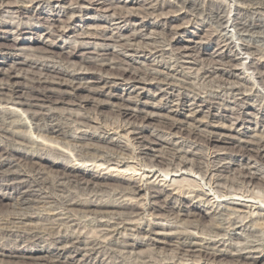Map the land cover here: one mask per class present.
I'll return each instance as SVG.
<instances>
[{
    "label": "rangeland",
    "instance_id": "374dc122",
    "mask_svg": "<svg viewBox=\"0 0 264 264\" xmlns=\"http://www.w3.org/2000/svg\"><path fill=\"white\" fill-rule=\"evenodd\" d=\"M9 1L12 2L13 0H7V2H9ZM15 1L17 2L16 3L17 6L16 5L13 6L12 7L13 9H8L7 7L2 6V8H4V9H2V20L10 21L11 24H14L17 22L19 23V21L22 20V21H20V25H23L25 27V24L27 23L28 28H25L24 30L27 33L30 32L31 34L14 36V37L8 36L7 39L4 38V37H7L6 35L0 34V37H2V39L0 40V50H1L0 53L2 54V57L0 55V58H2V59H0V60L3 62L5 59V61H6V63H2V65H0V69L2 71H6V70L9 71L11 69L10 66L12 67V64L14 62H15V64L26 62L25 64H27V65H32V66L36 65V67L37 66L38 67L44 66L45 68H49V69L50 68L51 69H57V70H61L62 72H66L65 74H67V75H74L75 69H78V68L79 69H85L86 65L81 61V58L75 57V58L70 59L67 57L66 54H64L65 51L69 50L68 48L63 49V51H62L59 48H49L47 46V44H49L51 42L54 44L61 45L60 38H51V37L48 38V37H44V36L46 35V32L47 33L50 32V28L51 27L53 28V26H54L53 24H55V26H63L64 24L66 25L67 21H69V20L66 19L65 16H60L58 18L57 16H55V14H52L50 17L54 18V20H51V21H49V24L48 23L46 24L47 26L48 25L50 26V24L52 25V26H50L49 31H48L45 29V27L44 28L40 27V24H42V21L40 20V18H43L44 16H47L49 13H51V11H49L50 9L45 8L44 10L39 11L38 13H34V15H33L27 11L30 8V6H32L34 3L33 4H31L29 2L22 3L21 0L20 1L15 0ZM36 1H40V0H36ZM48 1H49V3L52 2V4H53V2L55 0H45V1L41 0L40 2H45V5H46L47 4L46 2H48ZM61 1L63 2V4H65V6H71V3H73L75 0H61ZM85 1H87L86 5L89 8L88 11L85 12V14L80 18L74 17L71 19V22H73L74 24L70 28L71 30H70V33L68 34V36H69L68 39L64 38L63 41H65V40L68 41L69 39L73 40L76 38L75 35H78V34L84 33V32H86L87 35H91V36L95 35V36L101 37V38L108 37V36H119V35L121 36V38H124V36L126 37L128 34H130L136 30L138 23H145V24L147 23L146 26H147V28H149L147 32H149L150 30H151V32L156 31L157 34L160 32L159 38L151 39L149 37L151 40L147 38L144 40V42H140V43L136 42V43H138L136 45H138V47L140 49L142 48L144 50L143 54L126 55V57H125L126 59L123 60L126 63H124L123 61H120V62H118L119 65L118 64L112 65V63H113L112 60H111V62H109V60L112 59L110 57H109L110 59H108V61L104 62L106 64H110L112 67H118L119 66V68L122 67V68H125L127 70H130L132 73L137 74L141 78H144L147 75H149V79H148L146 85H144V87H143V85L141 86L142 88H144V90H142V91L137 90L136 92H132V89L130 88V86L116 85V86H113L111 89H108L107 92L110 91V92H113L115 94L121 95L125 98L130 96V98H131L130 100L132 101V104H131L132 108H135L134 107L135 104H137V106H138V104L140 103L137 97H138V95L141 94L142 99L140 101L143 103H145V102L147 103V104L145 103L147 105V108L145 110L148 113H153V114H157V115L159 114L158 117H155V119L149 121L148 122L149 124H147V123L145 124V125H147V126L149 125V126L146 127L144 135H146V136L150 135L151 132L153 131L152 134L157 135V133H158L157 136H161L162 138L169 141V143L173 139L172 140L173 142H171L172 144L171 143L170 144L162 143L160 146H156L155 147L156 149L158 147H160V148H158V151L160 149V152H157V150H155V148H153L152 150H150V149L148 150L142 144L139 145V140L135 139V142L133 141V144H132L133 146H131V145L129 146V148L131 150L130 149L127 150L128 152L130 151L131 154L130 153L128 154L127 151L121 152V150L114 148V147H108L107 145L95 143L94 141H88L86 139H80L81 137H79V135L81 133L86 132V131L88 132L90 129H92V127H94L95 129L98 128L97 132H100V131L106 129L108 134L105 137H110L113 139L121 140L122 142L123 141L125 142V139H121V136H125L127 132H136V131L138 132L139 131L137 129H134V126L131 127V124L132 125L138 124V123L140 124V122L134 121V119L130 116L118 115V113L115 112L116 108L112 107L110 105V102H112V101H108L106 98H103V101H105V103L107 105H104L103 108L101 107L100 109L94 108L91 104H84L83 107L80 108L79 106H76L75 104L73 105L72 101L71 102L69 101V103H71L72 105L71 104L70 105L69 104H58V105L51 106L52 108L55 109V111H59V112L62 111L63 112V110H64L65 113L68 111H72L74 113H81V114H83L85 112V113L89 114L90 116H92L93 118L95 117V119H96L95 120L96 122L90 124L92 127L91 126L88 127V126H84V125H82V127H81V124L78 125L74 121L72 122L71 120H66L65 118L59 117L60 121L62 123H65L64 126L67 127V128L65 127L66 128L65 131H67V134H66V137H63V138H61L62 136H59L57 139L55 137L56 140L49 138V136L54 137V135H52V134H50L48 137L46 136V138L44 137L45 140H47V141H45L44 139L41 140L39 137L41 133L39 134L33 128L34 126L31 124L30 120L27 118V115L24 112L16 113L12 119L15 121L16 125H14V126L7 125L5 127L6 128L8 127L7 129L11 130L13 132L19 131L20 133L22 132L21 134H23V135L25 133L26 137H30V139L31 138H33L34 140L39 139V141L41 140L45 143H49V145L51 144L54 147H59V149L62 148L63 149L62 151H64V153H66V155L64 154L65 156H61L62 159L59 157L60 159H58V160H61L60 162L67 163L68 165H73L75 163L73 161L74 157L77 158L82 153L81 154V157L83 156L82 158L89 159V160H100L101 159V162H105V163L107 162V163L111 164V165H109L110 168L114 166L115 162L119 165V169L121 168L124 171H126L124 168L129 167V165L132 166L133 169L137 168L136 170H138V175L141 174V172L142 173L144 172V177H143L144 180L138 186H137L138 182H134V184L132 183L133 187L136 185L140 189L139 190V189L135 188L136 187L135 186L134 187L135 192H134V189L131 186L132 184L129 185L128 184L129 181L128 180L125 181V180H123V178L121 179V177H119L116 172L107 171L105 169L107 167V165H104L103 167H101L102 169H105V170H100L101 168L98 169L97 167H93L94 165H98L99 162H96L97 164L96 163L94 164L92 161H89L84 165V167L87 165L85 167V169H86L85 172H86L87 176L84 178V180H86V181H84V180H83V182L81 181L79 183V186H77L78 182H74V183L70 182L69 183L70 185H69L67 181H65V180L63 181V179H61L62 176L59 174V172H61V170L63 168V164H60L58 161V164L51 165V162H47L45 160L41 161L40 167H37L38 169L39 168L40 169L39 170L35 169V170H37V172L40 171L42 178H43V175L45 174L46 178L44 177L45 178L44 181H46V182H45L44 188L46 186L47 187L45 189L43 188L41 190V194H40L41 197L39 196L35 200L33 199V201L30 203V206L28 204L29 208L25 207V205L16 203L13 200H4L0 197V215H1L0 216V227L2 228V230L3 229L4 230H11L12 227L15 228V229L13 228L10 233H8L9 235L2 233V230L0 229V231H1L0 232V248H2L3 246L6 248H9L11 246H12V248H16L19 245L18 244L16 245L15 241L17 243L19 240L18 239L19 237L22 238L23 236H33V235L37 234L36 236L39 238V241L40 240L42 241V242L40 241L39 245L43 244L44 248H45V249H43V253H41V254H43V255L45 254V255H49V256L50 255L55 256V255H57V252H60V251H57L54 249L55 247H53V243H52L53 239H56L58 237H59V239H61L60 237H62V238H64V237L69 238L70 237V239H72V238H73V240L76 239V241H78V243H81L78 245V248L82 247L81 248L82 252H80L81 253L80 255H82L85 251L86 254L85 253L84 254L88 255L87 256L88 258L90 256L89 259L84 257L86 259L84 262L89 261L87 263H92V262L93 263H101V262H103V263L109 264V262H110V264L111 263L115 264L117 262L119 264H144V262H145V264H151L152 262H154L152 264H169V263L175 264L176 261H178L179 257H180V255H178V254L181 253L177 249V244H176L177 239L175 238V236L177 235L176 234L177 231L180 232V231L185 229V232L192 231L190 233L195 232L196 236L200 235L199 237L201 239H199V237H198L197 240L198 239L203 240V238H205L204 242L205 241L210 242L212 240L214 241V239H216L215 241L220 239L219 243L220 244L223 243L224 248L225 247L227 248V246L232 245V246L236 247L238 249V251L243 253V254L250 252L251 253L250 255L258 256L257 251L259 249H260L259 250L260 252H264V250H263L264 249V242H263L264 241V230H262V229H264V227H263V225H264L263 220L264 219L262 218V216L264 215V211H263V209H264V184L261 185L258 181L252 182V183H254V184H252L251 182L244 181L242 179L237 178L236 177L237 175L234 176V174H237L236 170L238 171V168H239L238 166L239 165L243 166L246 164V162L247 163L249 162L250 165H252V166L255 164L254 170H257L256 173L257 174L260 173L259 175L263 176L264 175L263 174L264 173V159L259 160L258 158H256V160H255V158L252 157V159H250V161H247V159H245L244 157L241 158V157L235 156L234 154H232L233 151L231 152V150H234L232 145H235V146L240 145L241 140H248V139L250 140V139H254L255 137L257 138L259 136L260 137L257 139H264V127H263L264 126V123H263L264 122V74H263L264 73V67H263L264 66V0H191V1H189V0H161V1L160 0H157V1L156 0H94V1L93 0H85ZM88 1H90V3H88ZM91 2H93V3H91ZM168 4H169V6H168ZM175 6L177 8L179 7L178 8V9H180L179 12L176 11L177 8ZM109 8H110V10H108ZM14 9H15V11L22 12L27 16L28 15H33V16H30L31 18H29V19H26L25 16H22V17H20L19 20H18V18L10 20L11 16H17V15L10 13L11 14V16H10V14L7 12H4V14H3V11H10L11 10L12 12H15ZM52 10H55V8H53ZM106 10L109 13L107 12L104 15V12H106ZM58 12H59V10L54 11V13H56V14H58ZM134 13H136V14H134ZM146 13L148 15H146ZM110 14H112L113 16ZM126 14H127V16H130V15H133V16L130 17V19H128V21H126L127 23L125 22L126 24L120 23L121 20H117L118 16L119 17L122 15L126 16ZM5 15H6V17H5ZM111 17H114V18H111ZM55 18H58L57 21L55 20ZM112 19H114V20L112 21ZM31 25L34 27H31ZM52 28H51V30H52ZM175 32H178V33L175 34ZM33 33H36L39 35L41 34L42 36L38 38V36H35V34H33ZM150 35H151V37L155 36L151 33H150ZM17 37H18V39L25 38V37L28 38L24 44L17 45V48H19V49L24 48V47H27V49L26 50L8 51V50L16 47L15 43L13 42V38L16 39ZM30 37H33L34 40L29 39ZM190 39L193 40V42L190 44L191 50L189 51L191 55H189V58L181 57L182 54H181L180 50H182L183 47L188 44L187 41ZM93 40L94 39H90V42H93ZM96 42L100 43L101 41H95V43ZM155 43H156V45H154ZM5 44H7V45H5ZM141 45H143V46H141ZM152 45H153V47H152ZM161 45H162V47H161ZM92 46H89V47L87 46L88 47L87 50L81 51V52L97 51L98 45L95 46L96 50H93L94 48H92ZM155 46H157L156 47L157 50L155 49ZM217 47H219V49H217ZM28 48H29V50H28ZM108 49L116 52V51H119L118 49H120V48L111 46ZM220 49L221 50L224 49V50H222V53H220V51H221ZM146 50H148V51H146ZM216 51L219 52L220 54H218ZM10 52H11V54L16 55L15 59H12V60L9 59L10 55L9 56L4 55L5 58L3 57V54H5V53L7 54ZM215 52L217 54H215ZM86 57L87 58L90 57V59L92 60V61L90 60L91 62H96L97 64L101 63L100 60H97L100 58L93 55V54L87 55ZM176 57H177V59H176ZM221 57L223 60L220 59ZM24 59L26 61H24ZM217 59L220 60L221 62H223L225 65L223 63H221L220 61L217 62ZM172 60H174V61H172ZM230 60H232V61H230ZM30 61H31V63H30ZM206 62H208V63H206ZM32 63L33 64L35 63V64L33 65ZM230 64L234 65L235 68L234 69L231 68L232 65H230ZM253 65H255V66H253ZM226 66H227V69L231 70V73L219 72V71L215 72V70H216L215 67L216 68H226ZM212 67H214V68H212ZM252 68H254V69H252ZM64 69H65V71H64ZM142 70L144 71V73ZM211 70L213 71V73L211 72ZM68 71L71 73H69ZM16 73H20L19 75L24 74L23 71H16ZM168 77L169 78L171 77L170 78L171 80ZM172 79L173 80L175 79V80L173 81ZM20 81H22V79H20ZM90 81H92V80L91 79L86 80V81L81 80L80 83L83 86H91L94 88H98L101 86L100 84L90 83ZM136 93H140V94H136ZM174 93H175L176 97L173 96ZM135 95H137V96H135ZM175 98H177V99H175ZM181 100H184V102H185L184 105L183 104L180 105ZM188 102H190L192 105ZM153 104L155 105V107ZM203 104L206 106L208 105L207 106L208 109L203 107L204 106ZM237 105H239L241 107L239 108V106H237ZM199 108H200V110L201 109L202 110L200 111ZM195 109H196V113L194 111ZM203 110H205V111H203ZM207 110H210V113L207 114ZM19 114H20V116L17 117ZM214 114H216V115H214ZM244 114H246V115H244ZM249 114H251V115H249ZM170 115H171V117H169ZM205 115H206V117H205ZM165 116H167V118H175L177 120L179 119L178 121L180 122L181 128H183V129L187 128L185 130L195 129L194 131L195 132L199 131L201 135H207V134L211 135V133H209V132L210 131L213 132L214 131L213 129L217 128L219 126L220 127L217 128L218 130L216 131V133L217 132L218 133H227V131H226L227 128H231V127L234 128L235 118L236 119L238 118L237 120L240 119L239 121H241L242 125H241V127H239L240 129L238 128V131H237L238 133L237 132H234V133L228 132V134L232 135L233 138L226 139L224 142L227 141V143L217 142V140H216V142L205 143L202 141H198L199 138H197V137L193 138V137L188 136L189 137L188 138L186 133L184 135L180 134L181 136H178V137L175 136V138H174L173 134L170 135V134L165 133L164 132L165 129L163 131V129L161 127L157 126L158 125L157 120L158 119L160 120L161 118H163ZM191 116H193V117H191ZM194 117L197 120L199 118H201L200 119L201 121L198 120L194 123V121H192L190 119V118H194ZM97 118H98V120H97ZM9 121L10 120L7 119V122H9ZM184 121H185V123H183ZM187 123H189V124H187ZM17 124H23L22 125L23 127L22 128L17 127ZM125 124L128 126L124 127V126H126ZM190 124H192V125H190ZM207 125H208V128H207ZM213 125H214V127H213ZM211 126H212V128H211ZM261 126H262V128H261ZM94 128L92 130H94ZM131 128H132V131H131ZM157 128H158V131H157ZM159 128L162 129V131ZM203 128H204V132L202 131ZM197 129H200V130L197 131ZM43 135H45V134H43ZM128 136H130V137L132 136V137L136 138L139 135L129 133ZM42 137L43 136H41V138ZM214 139H218V138L214 137ZM51 140H53V142ZM4 141L5 140L3 138L2 139L0 138L1 144L5 143ZM174 141L175 142L178 141V142H176L175 146L173 145L175 143ZM86 143L87 144L89 143V144L87 145ZM30 144L32 145V143H30ZM135 144L139 145V146H136ZM177 144H179V145H177ZM166 145H167V147L165 149L164 146H166ZM229 145L231 147H229ZM35 147H38L41 149V146H39V145H37V146L34 145L33 147L31 146V148L34 149L33 151H35V154L39 155L40 149H37V148L35 149ZM169 147L171 149H169ZM32 149H29V150L31 151ZM92 149H94V150H92ZM163 149H164L165 153L163 152ZM175 149H176V151H174ZM177 149L179 151H177ZM220 149H224L225 151L220 150ZM168 150H169V152H168ZM180 150H181V152H180ZM48 151H49V149H47V151H41V152H43L41 154H48L47 153ZM117 151L120 152L121 154L118 153ZM218 151L220 153L222 151L221 155L224 157H227L226 160H229V159L232 160L229 163V169L226 170V172L221 173V172L217 171L216 166L214 165V164H217L218 160L220 159L219 158L220 153ZM213 152H214V154L215 153L216 154L211 155V154H213ZM228 152H229V154H228ZM78 153H80V154L78 155ZM123 153L125 155H123ZM172 153H175L176 155L174 154L175 155L174 156ZM49 154H50L49 156L51 157V159H53V157L55 158L54 155L52 156L51 153H49ZM157 154L160 155L161 157L164 154L165 158L168 157L167 159L169 162L171 160L172 161L169 164H167L168 161L158 163L155 161V158H156L155 156H158ZM182 154H184V155H182ZM230 154H231V158H230ZM169 155H171V156H169ZM42 156H45V155H42ZM181 156L186 157L187 159L191 158V159H196L197 161L200 160V166L201 165H203V166L200 167V169L194 168V166L192 167V162L190 163V161L188 160L189 164H191L190 166L193 169L191 167H189V164H188L187 166L190 169L186 166L187 168L185 167L186 169L183 168L182 169L183 171H181L180 167L178 166V164L181 161L180 159L183 158V157L181 158ZM123 157H124V159H123ZM203 157H205V160ZM212 157H213V159H212ZM106 158H108V160ZM112 158H113V160H112ZM174 158H178V159H174ZM201 158H203V159H201ZM217 158H219V159H217ZM102 159H104V160L102 161ZM152 159H153V161H152ZM62 160H65V161H62ZM210 160H213V161H210ZM226 160L224 162H226ZM206 161H209V164ZM257 161H259V162H257ZM175 162L176 163L178 162V163L174 164ZM162 163H164V164H162ZM171 163H172V166H171ZM238 163H239V165H238ZM156 164L159 166H157ZM165 164H167V167ZM206 164H208V165H206ZM212 164H213V168H211ZM234 164H236V165H234ZM257 164H259V165H257ZM13 165L15 166V167H13V169L15 171L20 172L22 169V172H24V173L26 172L25 175L32 174L28 171V169H29L28 166L24 165V162L23 163L13 162ZM148 165L150 167L153 165L152 169L149 168ZM168 165H170V166L168 167ZM25 166H27V167H25ZM146 166H147V168H146ZM174 166L175 167L177 166L178 168L177 167L175 168ZM132 167H129V168H132ZM204 167H206V168H204ZM129 168H127L128 171L125 174L128 176H124L125 179L129 178L130 177L129 173L133 172V169L130 171ZM162 168L163 169L165 168V169L163 170ZM166 168L169 170L165 171ZM203 168L205 171L204 170L202 171ZM23 169H25V171ZM156 169L160 173H158V171ZM161 169L163 170V173L167 172V173H165L166 175L163 174L164 176H166L167 179L163 175L161 176V174H162ZM178 170L180 171V173ZM172 171L174 173H176L175 176H174V173ZM199 171H202V173ZM258 171H260V172H258ZM22 172H20V173H22ZM100 172H102V173L100 174ZM168 172H169V174H168ZM197 172H199V173H197ZM208 172H209V174H208ZM218 172L220 173L221 176L219 175ZM203 173L205 174V177H204ZM95 174L96 175L100 174L102 176H105L107 174V176H105V177H107V179L104 181H99L100 183L99 182H96L97 184L95 183L96 187L99 189L94 187L95 185L93 184L94 190H92L93 188H92V185L90 184L91 182H89V181H91L90 179H92V176ZM58 175H59V177H58ZM138 175H135L133 177L134 181H138V177L140 176V175L139 176ZM153 175H155V176H153ZM156 175L159 176V178L155 181ZM206 175H207V177H206ZM198 176H199V178H198ZM219 176L225 177V179L228 176H229L228 178H230V177L234 178L235 177V179H233V181H231L232 178H230V179L227 178L226 181H224L225 179L224 178L220 179ZM153 178H155V179H153ZM181 178H182V180L184 178L185 181H182ZM47 179L51 182H48ZM161 179H164V180H162L163 182L165 180L173 181V179H175V180L179 179V180H177L178 182H176V183H178V185L176 187L178 188V191L181 190L182 192H186L189 189L188 188L189 186L187 183H192L191 180L194 181V179L197 180V182L200 184V187L198 189L199 195H201V192L203 191V193L201 195V197H203V198L201 199V201L198 198H195V199H193V202L195 204L201 203L199 205L200 210L198 209L200 211L198 213H200V214L196 215L197 217L193 216L194 217L193 218V217L184 216V211L181 212L183 215L179 212L180 209L188 211L187 207L190 205V202L187 201L185 198L183 201V203L185 205L182 206V203L180 204L179 200H177V199H176L177 200L176 201L175 199H171V198L167 197L166 199H168V200L160 201V203H159V200H156L155 198H153V196L151 197V195L153 194L152 193L153 189L150 187V185L154 186V184L156 185V183L160 184L161 186H164V187L167 185L168 182L163 183L161 181ZM210 179L212 180L211 181L212 183H213V180H215L214 181L215 184L221 180L220 181L221 184L218 183V184H216L217 186H215V185L212 186V183H209ZM87 180H89V181H87ZM207 180H208V182H207ZM54 181H55V183H53ZM66 182L69 186L66 184ZM85 182L86 183L88 182L87 185L85 184ZM154 182H156V183H154ZM59 183H62V184L64 183L65 184V185L63 184L64 187L62 186L63 187L62 188V187L56 186V185H59ZM81 183H82V185H81ZM126 183L128 184V186L126 185ZM151 183H153V185ZM49 184H50V187H48ZM218 185L222 186V189L225 191L226 190L228 191L229 189H231L232 192H234L235 194L239 193L242 195L244 194V196H249L250 193L251 194L253 193L254 195L251 196V194H250V196H251V198L254 197L255 199L254 198L253 199L255 201L245 202V203H247L248 205L255 204L256 206L254 205V207L250 208V210L252 209L256 213L254 212L253 215L249 216L250 218L249 217L245 218L244 212H246L248 210L247 208H244L243 210L241 209L239 211H235L233 209L234 204H232V202L235 203L238 201L237 199H241V198H238L239 196L237 197L236 195L232 197L231 195H234V193H232L231 191H229L231 193V195L230 196L228 195L227 196L228 198L226 196L225 197H217L218 193L215 192L216 190H214L213 187H219ZM51 186L53 187V189H56V190H53ZM83 186L86 188H84ZM121 186H123L124 188ZM254 186H256V187H254ZM128 187L129 188L132 187L130 189L132 190L133 193L131 191H129L130 189ZM166 187L165 188L167 190H169L170 192H173V193L177 192V190H172L173 186H166ZM228 187H229V189H228ZM95 188H96V190H95ZM219 188H221V187H219ZM50 189H51V191H50ZM58 189H60V190L58 191ZM61 190L62 191L65 190V191L62 192ZM125 190H127V191H125ZM239 190H241V192ZM1 191H2V193L7 192L6 190H3V189ZM42 191H45L46 194H44L45 192H42ZM56 191H57V193H56ZM49 194H52V196L50 195L47 198V196ZM145 194H147L149 196H147V198H146ZM67 195L71 196L70 197L71 199H74L78 204H80V206H83V207H73L74 209L72 207H69V200H71V199ZM190 195L193 197V194H190ZM190 195L188 194V196H190ZM215 195H216V197H215ZM54 196H55V198H54ZM66 196L68 197V199ZM201 197L199 196V198H201ZM39 198L41 200L42 199L43 200L41 201ZM52 198H53V200H52ZM131 198L133 201L130 200ZM244 198L245 197H242V199H241L242 202L249 200V198H246V199H244ZM65 199H66V201H65ZM253 199H250V200H253ZM38 200H40V201H38ZM49 200H52V201L50 202ZM63 200H64V202H63ZM74 200L70 201V203H72V202L76 203ZM34 201H35V203H33ZM60 201L63 203V204L61 203L62 206L60 205ZM96 201L99 202V203L97 202L99 205H101V203H102V205H106V204L116 205L115 203H117V204L123 203L124 204V202L125 203L133 202L135 204L138 203L137 205H140L141 203H143V205L142 204L140 205L141 208H138L136 210L137 212H134L133 214L131 213L132 214L131 216H130V214L126 215V214H128L127 212H125V214H124V211L118 210V209L112 210L111 214L106 213V214L100 215V213L97 212L99 210H97L95 212L96 213L95 214L94 213L95 209L93 211V209L90 208V210H89L87 208L89 210V212L86 209L85 204H87V206H88V204H95ZM115 201H117V202H115ZM209 201H211V202H209ZM151 202H153V203L151 204ZM176 202H179V204ZM52 203H53V205L51 206ZM57 204H58V206H57ZM144 204H145V206H144ZM148 204H149V206H148ZM159 204H163V205L165 204V206L167 208L163 205L161 207V206H159ZM64 206H66V207H64ZM173 206H174V208H173ZM53 207L56 210H54ZM67 207H68V211H67ZM76 208L78 209V211ZM79 208H80V210H79ZM152 208L153 209L155 208V209L153 210ZM156 208H157V210H156ZM50 209H52L53 211ZM231 209H233L234 212ZM260 209H262V210H260ZM84 210H85V212H84ZM258 210H260V211H258ZM119 211L121 213H119ZM176 211H177V213H176ZM241 211H244V212L241 213ZM113 212H115V213L113 214ZM116 212L118 213V215L116 214ZM151 212H152V215H151ZM173 212H174V214H173ZM35 213H36V215H35ZM61 213H63V214H61ZM178 213H179V215H178ZM206 213H208V214H206ZM167 214H168V217H167ZM240 214H244V216L243 215L240 216ZM258 214L262 215V216H259ZM66 215H68V216H66ZM103 215L105 218H103ZM170 216H172V217H170ZM177 216H179V217H177ZM212 216H213V218H212L213 220L216 218L214 220V222L211 219ZM237 216L242 218V219L244 218L245 220L240 219V221H241L240 222L239 220H237L238 219ZM176 218H178V219H176ZM260 218H262V219H260ZM235 219L237 221H239L236 223H240V224L235 225L236 228L234 226V224H236ZM178 220H180V221H178ZM182 220L184 221L183 223H182ZM188 222L192 225H190ZM191 222H194V223H191ZM228 222L231 224H228ZM213 223H215V225ZM241 223L244 226L247 225V226H245L246 228L243 227V225ZM253 223H254V225H253ZM193 224H197V225H193ZM259 224H262V225H259ZM160 225L163 227H161ZM178 225H180L179 226L180 229L182 228L181 230L178 229L179 228ZM205 225H206V227H205ZM207 225H208L209 231L212 230V229H210L211 227L213 228L215 226L214 228H218V226H219V229L221 230L220 236L222 235V232H223V234L225 233V235H222V239H223V237H224V239L222 240L221 237L218 239L217 237H219V236H217V237L215 236V238H214V236H212V235H215V233L213 232V230L210 231L211 233H209V231L207 230ZM228 225L229 226L232 225V226L229 227ZM248 225L249 226L251 225V226L249 227ZM252 225H253V228H252ZM9 226H11V228H9ZM24 226H25V228H24ZM158 226L162 229L157 228ZM16 227H20L24 230H22V229L19 230L20 228L18 230H16ZM36 227L39 228V230L44 229V230H42V232H45V231L46 232L42 234V232H38L39 230ZM225 227H226V229H225ZM155 228H157V229H155ZM249 228L250 229L252 228L253 230H250ZM260 228H262V229H260ZM144 229H145V232H144ZM152 229L157 230L158 232L162 231V233L164 231L165 234H166V231H167V233H169L171 229L172 230L176 229L175 230L176 233H175V231H171L170 234L174 233L175 236L171 234L170 238L164 237L165 239L160 237L162 239H156V240H158V242L153 243V240L149 239L147 237V235L145 236L146 232L150 231ZM186 229H187V231H186ZM50 230L52 231V233H48ZM58 230H60V232ZM232 230L235 231L236 233L233 232ZM28 231L30 233H32L33 235L30 234ZM249 232H251L252 234ZM13 233H17V234L12 235ZM19 233H20V235H19ZM57 233L59 235H57ZM242 233H243V235H242ZM62 234L64 235V237ZM238 234H240V235H238ZM245 234H246V238H245ZM3 235H4V238H3ZM44 235H45V239H47L46 241L44 239ZM48 235L50 236V238ZM60 235H62V236H60ZM79 235H81V236H79ZM55 236H57V237L55 238ZM235 236H237V237H235ZM5 237H9V238H5ZM12 237H14V238H12ZM172 237H174V238H172ZM209 237H210V239H209ZM212 237H213V239H211ZM241 237L245 238L244 239L246 242L245 244L240 245V243H242L244 241L243 239H241ZM247 237H248V240L250 239V241L247 240ZM134 238H135V240H134ZM235 238H238V239H235ZM13 239L15 241H13ZM16 239H18V240H16ZM47 241H48V244L46 243ZM81 241L82 242L84 241L83 243H87V245L86 244L83 245ZM171 241H173V242H171ZM3 242H4V244H3ZM225 242H227V243H225ZM234 242H236V244ZM237 242H239L238 245H237ZM92 243H93V246H91ZM247 243L250 245H248ZM13 244L15 247H13ZM145 244H147V245H145ZM225 244H226V246H225ZM49 245H51L52 247ZM88 245L90 246L89 248H88ZM235 245H237L239 247L241 246L240 248H242V249L240 250V248H238ZM83 246L87 247L89 250L87 248H83ZM99 246H101V247H99ZM173 246L176 248L173 249ZM242 246H245V248ZM49 247H51V248H49ZM93 247L95 250L90 251V248L93 249ZM132 247H134V248H132ZM46 248H48V249L46 250ZM136 248H137V250H136ZM249 248H251L252 250H250ZM257 248H258V250L255 251ZM18 249H20L21 251H24L25 253L28 250V248H21V247H18ZM96 249H97V251H96ZM237 249H235V251H237ZM34 250H37V249H34ZM71 251L72 250H70L69 252H63L62 251L60 253L65 254V256H67V257H68V255H69V257H71V255H73V256L75 255V254H72ZM94 251H95V253L97 252V254L99 252L100 253L98 255L96 254L97 255L96 256V255H94L95 254ZM138 253H142V254L139 255ZM144 254H146V255H144ZM255 254H257V255H255ZM79 257H81V256H78V258ZM0 258H1L0 264H26V263L29 264V262H30V264L32 263V261L24 260V259L23 260L22 259L8 260V259L2 258V257H0ZM94 258H97V259H94ZM105 258L107 259V262H106ZM181 258H183V259H181ZM181 258H180L181 261L185 264H187V263L188 264H195V261L192 262V260H191L192 258L194 260L200 261L199 263L196 262V264H204V262H205V264H213V263H215V264H230L229 263L230 261H227L223 258L218 257V258H216L217 260L214 259L213 260L214 262H213L212 260L207 261L203 257H200L199 255H196V254H195V256L193 255V256H188V257L187 256L185 257L181 254ZM74 259H77V258H74ZM201 259H202V261H201ZM110 260H112L114 262H112ZM181 261H179V262H181ZM259 264H264V259Z\"/></svg>",
    "mask_w": 264,
    "mask_h": 264
},
{
    "label": "bare ground",
    "instance_id": "6f19581e",
    "mask_svg": "<svg viewBox=\"0 0 264 264\" xmlns=\"http://www.w3.org/2000/svg\"><path fill=\"white\" fill-rule=\"evenodd\" d=\"M20 1V0H19ZM41 1V0H40ZM40 1H36V0H21V2L22 3H26V2H29V3H31V4H33L32 6H30V8L28 9V11L27 12H29V13H31V14H33L34 15V13H38L39 11H42V10H44L45 8H48V9H50L49 11H51V13H49L47 16H44L43 18H40V20L42 21V24H40V27H45V29L46 30H48L49 31V28H50V26H52L51 24H50V26L48 25H46L47 23L49 24V21H51V20H54V18H51L50 16L52 15V14H55V16H57L58 18L60 17V16H65L66 17V19H68L69 21H67V24L65 25H63V26H55V24H53L54 26H53V28H52V30H51V28H50V32H46V35L44 36V37H51V38H60V42H61V45H58V44H54V43H49V44H47V46L49 47V48H59L60 50H62L63 51V49H65V48H68L69 50L68 51H65L64 52V54H66L67 55V57L68 58H75V57H79V58H81V61L86 65V67H85V69H75L74 70V75H67V74H65L66 72H62L61 70H57V69H49V68H45L44 66L43 67H36V65L35 66H32V65H27V64H25V63H16L15 64V62L12 64V67L10 66V70L9 71H2L1 69H0V138L2 139H4L5 141V143H3V144H1L0 143V197L2 198V199H4V200H13V201H15L16 203H19V204H22V205H25V207H27V208H29L28 207V204H29V206H30V203L33 201V199L35 200L37 197H41V190L44 188V185H45V182L46 181H44L45 180V174L43 175V178H42V175L40 174V171L39 172H37V170H35V169H38L37 167H40V163H41V161H47V162H51V165H56V164H58V161H59V163L60 164H63V168H62V170H61V172H59V174L62 176H60L61 177V179H63V181L65 180V181H67L68 182V184L70 183V182H78V185L77 186H79V183L82 181L83 182V180H84V178L87 176L86 175V172H85V167L87 166H85L84 167V165L87 163V162H89V161H92L94 164L96 163V162H99L98 163V165H92L93 167H97L98 169L99 168H101V167H103L104 165H107V167L105 168L107 171H110V172H116L117 173V175L119 176V177H121V179L123 178V180H128L127 182H128V184L129 185H131L132 183L134 184V182H138L137 183V186L138 185H140V183L141 182H143V180H144V172L142 173L141 172V174H139L138 175V170H136L135 168L133 169V167L132 166H130L129 165V167H132V168H129V167H127V168H129L130 169V171L133 169V172H131V173H129L130 175V177L129 178H127V179H125V177L124 176H128V175H125L126 174V172L128 171V169L127 168H124L126 171H124L123 169H119V165L115 162V164H114V166L113 167H109V165H111V164H109V163H105V162H101V159L100 160H89V159H84V158H82L81 157V154L80 153H78V155L80 154V156H76L77 158H75L74 157V164L73 165H68L67 163H62V162H60L61 160H58V159H62V157L61 156H65L66 155V153H64V151H62L63 149L61 148V149H59V147H54V146H52L51 144L49 145V143H45V142H43V141H41L42 139H44L45 140V138H46V136L48 137L50 134H52V135H54V137H50L49 136V138H51V139H55V137H56V139L59 137V136H62L61 138H63V137H66V134H67V131H65V129L67 128L66 126H64V124L65 123H62L61 121H60V119H59V117H62V118H65L66 120H71L72 122L74 121V122H76L78 125H80L81 124V127H82V125H84V126H91L90 124H92V123H94V122H96L95 120V117L93 118L92 116H90L89 114H87V113H83V114H81V113H74V112H72V111H68V112H64V110H63V112L61 111V112H59V111H55V109L54 108H52L51 106H54V105H58V104H71V103H69V101L71 102H73L72 104L74 105H76V106H79L80 108H82L83 107V105L84 104H91L94 108H96V109H100L101 107L103 108V106L104 105H107L106 103H105V101H103V98H106L108 101H112V102H110V105L112 106V107H115L116 108V110H115V112L116 113H118V115H123V116H130V117H132L133 119H134V121H138V122H140V124L138 125V124H131V127L132 126H134V129H137V130H139L137 133L136 132H127L126 133V135L125 136H121V139H125V142L123 141H121V140H117V139H113V138H110V137H105L107 134H108V132L106 131V129L105 130H102V131H100V132H97L98 131V128H94V127H92V129L94 128V130H92V129H90L88 132L86 131V132H84V133H81L80 135H79V137H81L80 139H86V140H88V141H94L95 143H99V144H103V145H107L108 147H114V148H117V149H119V150H121V152H123V151H127L128 149H130L129 148V146L131 145V146H133L132 144H133V141L135 142V139H138L139 140V145L140 144H142L146 149H150V150H152L153 148H155L156 146H160L162 143H166V144H170L171 142H173L172 140H171V142L169 143V141H167L166 139H164V138H162L161 136H157L158 135V133H157V135L155 134H152V132H151V134L150 135H144V132H145V130H146V127H148L147 125H145L146 123L147 124H149L148 122L149 121H151V120H153V119H155V117H158L159 116V114L157 115V114H153V113H148L145 109L147 108V103L145 104V103H143V102H141L140 100L142 99V95L140 94V93H136V94H140V95H138V100H139V104H138V106H137V104H135V108H132L131 107V104H132V101L130 100L131 98H130V96L129 97H127V98H125V97H123V96H121V95H118V94H115V93H113V92H110V91H108L107 92V90L108 89H111L113 86H116V85H126V86H130V88L132 89V92H136L137 90H144V88H142L141 86L143 85V87H144V85H146V83H147V81H148V79H149V75H147L146 77H144V78H141V77H139L137 74H135V73H132L130 70H127V69H125V68H122V67H120L119 68V63L118 62H120V61H123L124 59H126L125 57H126V55H135V54H143L144 53V50L141 48H139L138 47V45H136V44H138V43H136V42H144V40L145 39H155V38H159L160 37V32L157 34V32L156 31H152L151 32V30L149 31V32H147L148 31V29L149 28H147V26H146V24L145 23H138V25H137V28H136V30L135 31H133L132 33H130V34H128L126 37L124 36V38H121V36L119 35V36H108V37H104V38H101V37H97V36H91V35H87L86 34V32H84V33H80V34H78V35H75V39H69L68 41H63V39L64 38H66V39H68V34L70 33V28H71V26L74 24L73 22H71V19L72 18H74V17H78V18H80V17H82L84 14H85V12H87L88 11V7H87V5H86V2L87 1H85V0H75L73 3H71V6H65V4H63V2L60 0H55L54 2H53V4H52V2H50L49 3V1L48 2H46L47 4L45 5V2H40ZM45 1V0H44ZM94 1V0H93ZM157 1V0H156ZM161 1V0H160ZM189 1H191V0H189ZM165 2V1H164ZM16 1L15 0H13L12 2L11 1H9V2H7V0H0V34H4V35H6L7 37H4L5 39H7L8 38V36L10 37H14V36H21V35H26V34H31L30 32H25V28H28L27 27V23L25 24V27L23 26V25H20V21H22V20H20L19 21V23L17 22V23H14V24H11V22L10 21H4V20H2V9H4V8H2V6H4V7H7L8 9H13L12 7L13 6H15L16 5ZM19 3V2H18ZM88 3H90V1H88ZM91 3H93V2H91ZM97 3V2H96ZM168 3V2H167ZM191 3V2H190ZM195 3V2H194ZM113 4V3H112ZM185 4V3H184ZM70 5V4H69ZM152 5V4H151ZM150 5V6H151ZM154 5V4H153ZM194 5V4H193ZM17 6V5H16ZM168 6H169V4H168ZM179 6V5H178ZM186 6V5H185ZM149 7V6H148ZM176 7V6H175ZM183 7V6H182ZM223 7V6H222ZM6 8V9H7ZM53 8H55V10H52ZM141 8V7H140ZM169 8V7H168ZM177 8V7H176ZM179 8V7H178ZM176 9V11H180V9ZM148 9V8H147ZM151 9V8H150ZM57 10H59V12H58V14H56V13H54V11H57ZM108 10H110V8L108 9ZM156 10V9H155ZM14 11H15V9H14ZM175 11V12H176ZM4 12H7V13H12V14H14V15H17V16H11V14H10V20H13V19H15V18H18V20L20 19V17H22V16H25V18L26 19H29V18H31L30 16H33V15H25L24 13H22V12H19V11H15V12H12L11 10L10 11H3V14H4ZM104 12V11H103ZM108 11L106 10V12H104V15H105V13H107ZM177 12V13H178ZM109 13V12H108ZM145 13V12H144ZM261 13V12H260ZM132 14V13H131ZM134 14H136V13H134ZM166 14V13H165ZM102 15V14H101ZM110 15H112V14H110ZM109 15V16H110ZM130 15V14H129ZM146 15H148L147 13H146ZM164 15V14H163ZM175 15V14H174ZM113 16V15H112ZM133 15H130V16H127V14H126V16H118V18H117V20H121L120 21V23H125L126 21H128V19H130V17H132ZM5 17H6V15H5ZM8 17V16H7ZM87 17V16H86ZM107 17V16H106ZM105 17V18H106ZM117 17V16H116ZM58 18H55V20L57 21V19ZM111 18H114V17H111ZM9 19V18H8ZM114 19H112V21H113ZM166 20V19H165ZM169 20V19H168ZM29 21V20H28ZM142 21V20H141ZM144 21V20H143ZM133 22V21H132ZM13 23V22H12ZM22 23V22H21ZM127 23V22H126ZM125 23V24H126ZM131 23V22H130ZM134 23V22H133ZM23 24V23H22ZM121 25V24H120ZM119 25V26H120ZM129 25V24H128ZM133 25V24H132ZM136 26V25H135ZM167 26V25H166ZM31 27H34V26H32L31 25ZM30 28V27H29ZM122 28V27H121ZM36 29V28H35ZM74 29V28H73ZM82 31V30H81ZM74 32V31H73ZM118 33V32H117ZM121 33V32H120ZM150 33L151 34H153V35H155V36H153V37H151V35H150ZM178 32H175V34H177ZM33 34H35V36H38V38L39 37H41L42 35L40 34H36V33H33ZM173 34V33H172ZM174 34V35H175ZM212 34V33H211ZM118 35V34H117ZM214 35V34H213ZM123 36V35H122ZM167 36V35H166ZM206 36V35H205ZM150 37V38H149ZM162 37V36H161ZM189 37V36H188ZM209 38V37H208ZM2 39V37H0V40ZM15 38H13V42L15 43V45H16V47H14L13 49H10V50H8V51H12V50H26L27 49V47H24V48H21V49H19V48H17V45H19V44H24L25 43V41L28 39V38H21V39H18V37L14 40ZM29 39H33L34 40V38L33 37H30ZM90 39H94L93 40V42H90ZM150 39V40H151ZM167 39V38H166ZM165 39V40H166ZM95 41H101L100 43H95ZM154 41V40H153ZM152 41V42H153ZM157 41V40H156ZM147 42V41H146ZM165 42V41H164ZM188 42V44L186 45V46H184L183 47V49L182 50H180L181 51V54H182V56L181 57H185V58H189V55H191L190 54V50H191V47H190V44L193 42V40H188L187 41ZM198 42V41H197ZM63 43V44H62ZM222 43V42H221ZM5 45H7V44H5ZM93 45V46H92ZM98 45V47H97V51H92V52H81V51H86L87 50V48L89 47V46H92V48H94L93 50H96V48H95V46H97ZM146 45V44H145ZM154 45H156V43L154 44ZM222 45V44H221ZM88 46V47H87ZM111 46H114V47H118V48H120V49H118L119 51H116V52H114V51H111L110 49H108L109 47H111ZM141 46H143V45H141ZM164 46V45H163ZM169 46V45H168ZM223 46V45H222ZM225 46V45H224ZM229 46V45H228ZM152 47H153V45H152ZM151 47V48H152ZM156 47L157 46H155V49H156ZM161 47H162V45H161ZM231 47V46H230ZM116 49V48H115ZM114 49V50H115ZM146 49V48H145ZM160 49V48H159ZM158 49V50H159ZM171 49V48H170ZM217 49H219V47H217ZM226 49V48H225ZM229 49V48H228ZM247 49V48H246ZM28 50H29V48H28ZM157 50V49H156ZM155 50V51H156ZM162 50V49H161ZM221 50V49H220ZM222 50H224V49H222ZM222 50L220 51V53H222ZM232 50V49H231ZM1 51V50H0ZM146 51H148V50H146ZM80 52V53H79ZM177 52V51H176ZM217 52V51H216ZM215 52V54H220L219 52H217L216 53ZM228 52V51H227ZM62 53V52H61ZM124 53V54H123ZM129 53V54H128ZM152 53V52H151ZM171 53V52H170ZM189 53V54H188ZM203 53V52H202ZM90 54H93V55H95V56H97V57H99L100 59H97V60H100V62L101 63H99V64H97L96 62H91L92 60L90 59V57L89 58H87L86 56L87 55H90ZM172 54V53H171ZM170 54V55H171ZM180 54V55H181ZM227 54V53H226ZM0 55H1V57H2V54L0 53ZM4 55H6V56H9V59H15V57H16V55H14V54H11V52L10 53H5V54H3V57H4ZM154 55V54H153ZM223 55V54H222ZM228 55V54H227ZM251 55V54H250ZM20 56V55H19ZM148 56V55H147ZM161 56V55H160ZM159 56V57H160ZM179 56V55H178ZM217 56V55H216ZM221 56V55H220ZM230 56V55H229ZM21 57V56H20ZM27 57V56H26ZM112 58V59H110V58ZM151 57V56H150ZM156 57V56H155ZM180 57V56H179ZM180 57V58H181ZM191 57V56H190ZM226 57V56H225ZM228 57V56H227ZM231 57V56H230ZM5 58V57H4ZM25 58V57H24ZM173 58V57H172ZM0 59H2V58H0ZM28 59V58H27ZM108 59H110L109 60V62H111V60H112V65H116V64H118L117 66L118 67H112L110 64H106V63H104L105 61H108ZM176 59H177V57H176ZM182 59V58H181ZM201 59V58H200ZM211 59V58H210ZM219 59V58H218ZM217 59V62H219L220 60H218ZM220 59H222V57L220 58ZM231 59V58H230ZM91 60V61H90ZM179 60V59H178ZM202 60V59H201ZM223 60V59H222ZM245 60V59H244ZM1 61V60H0ZM24 61H26L25 59H24ZM172 61H174V60H172ZM191 61V60H190ZM214 61V60H213ZM212 61V62H213ZM228 61V60H227ZM230 61H232V60H230ZM81 62V63H82ZM124 62V61H123ZM122 62V63H123ZM165 62V61H164ZM183 62V61H182ZM181 62V63H182ZM193 62V61H192ZM221 62V61H220ZM2 63H6V61H5V59H4V61L2 62H0V65H2ZM30 63H31V61H30ZM124 63H126V62H124ZM128 63V62H127ZM135 63V62H134ZM206 63H208V62H206ZM205 63V64H206ZM216 63V62H215ZM221 63H223V62H221ZM232 63V62H231ZM29 64V63H28ZM33 64V63H32ZM35 64V63H34ZM33 64V65H34ZM71 64V63H70ZM167 64V63H166ZM217 64V63H216ZM224 64V63H223ZM240 64V63H239ZM238 64V65H239ZM129 65V64H128ZM158 65V64H157ZM215 65V64H214ZM213 65V66H214ZM225 65V64H224ZM227 65V64H226ZM230 65H232V64H230ZM257 65V64H256ZM261 65V64H260ZM42 66V65H41ZM84 66V65H83ZM131 66V65H130ZM153 66V65H152ZM177 66V65H176ZM180 66V65H179ZM237 66V65H236ZM246 66V65H245ZM253 66H255V65H253ZM9 67V66H8ZM81 67V66H80ZM160 67V66H159ZM230 67V66H229ZM264 67V66H263ZM262 67V68H263ZM137 68V67H136ZM208 68V67H207ZM206 68V69H207ZM212 68H214V67H212ZM231 68H235L234 67V65H232V67ZM171 69V68H170ZM202 69V68H201ZM215 72L216 71H219V72H228V73H231V70L230 69H227V66H226V68H216L215 67ZM252 69H254V68H252ZM259 69V68H258ZM73 70V69H72ZM197 70V69H196ZM246 70V69H245ZM16 71H23L24 72V74L23 75H19L20 73H16ZM64 71H65V69H64ZM143 71V70H142ZM154 71V70H153ZM176 71V70H175ZM256 71V70H255ZM69 72V71H68ZM169 72V71H168ZM211 72L213 73V71L211 70ZM69 73H71V72H69ZM73 73V72H72ZM143 73H144V71H143ZM153 73V72H152ZM155 73V72H154ZM164 73V72H163ZM253 74V73H252ZM264 74V73H263ZM155 75V74H154ZM168 75V74H167ZM212 75V74H211ZM221 75V74H220ZM231 75V74H230ZM262 75V74H261ZM174 76V75H173ZM236 76V75H235ZM238 76V75H237ZM167 77V76H166ZM187 77V76H186ZM164 78V77H163ZM169 78V77H168ZM171 78V77H170ZM169 78V79H170ZM213 78V77H212ZM217 78V77H216ZM20 79H22V81H20ZM89 79H91L92 81H90V83H95V84H100L101 86L100 87H98V88H94V87H91V86H83L81 83H80V81L81 80H89ZM177 79V78H176ZM203 79V78H202ZM222 79V78H221ZM152 80V79H151ZM171 80V79H170ZM173 80V79H172ZM175 80V79H174ZM173 80V81H174ZM181 80V79H180ZM224 80V79H223ZM246 80V79H245ZM84 82V81H83ZM221 83V82H220ZM89 84V83H88ZM94 84V85H95ZM183 84V83H182ZM93 85V86H94ZM148 85V84H147ZM174 87V86H173ZM168 88V87H167ZM20 89V90H19ZM130 89V90H131ZM163 89V88H162ZM160 90V89H159ZM164 91V90H163ZM162 91V92H163ZM234 91V90H233ZM236 91V90H235ZM172 92V91H171ZM223 92V91H222ZM170 93V92H169ZM173 93V92H172ZM182 95V94H181ZM246 95V94H245ZM135 96H137V95H135ZM173 96H175V93L173 94ZM176 97V96H175ZM183 97V96H182ZM170 98V97H169ZM178 98V97H177ZM177 98H175V99H177ZM181 98V97H180ZM185 98V97H184ZM240 98V97H239ZM162 99V98H161ZM186 99V98H185ZM179 100V99H178ZM115 101V102H114ZM117 101V102H116ZM177 101V100H176ZM119 103V104H118ZM188 103H190V102H188ZM208 103V102H207ZM210 103V102H209ZM222 103V102H221ZM71 104V105H72ZM181 104H185V102H184V100H181V103H180V105ZM191 104V103H190ZM195 104V103H194ZM235 104V103H234ZM238 104V103H237ZM154 105V104H153ZM192 105V104H191ZM202 105V104H201ZM200 105V106H201ZM204 105V104H203ZM151 106V105H150ZM208 106V105H207ZM207 106L206 105H204L203 107H205V108H207ZM210 106V105H209ZM237 106H239V105H237ZM253 106V105H252ZM56 107V106H55ZM152 107V106H151ZM154 107H155V105H154ZM158 107V106H157ZM190 107V106H189ZM198 107V106H197ZM217 107V106H216ZM241 106H239V108H240ZM244 107V106H243ZM160 108V107H159ZM158 108V109H159ZM183 108V107H182ZM181 108V109H182ZM157 109V108H156ZM198 109V108H197ZM208 109V108H207ZM256 109V108H255ZM57 110V109H56ZM199 110H200V108H199ZM202 110V109H201ZM200 110V111H201ZM237 110V109H236ZM195 111V113H196V109L194 110ZM203 111H205V110H203ZM219 111V110H218ZM20 113V112H24L26 115H27V118L30 120V122H31V124L34 126L33 128L40 134V141H39V139L38 140H34L33 138H31L30 139V137H26V135H25V133H24V135L23 134H21L19 131H17V132H13V131H11V130H8L5 126H7V125H11V126H14V125H16V123H15V121L14 120H12L13 119V117H14V115L16 114V113ZM208 113H210V110H207V114ZM229 113V112H228ZM214 115H216V114H214ZM244 115H246V114H244ZM249 115H251V114H249ZM248 115V116H249ZM254 115V114H253ZM20 116V114L17 116V117H19ZM161 116V115H160ZM242 116V115H241ZM169 117H171V115L169 116ZM173 117V116H172ZM175 117V116H174ZM187 117V116H186ZM191 117H193V116H191ZM205 117H206V115H205ZM234 117V116H233ZM253 117V116H252ZM232 118V117H231ZM240 118V117H239ZM257 118V117H256ZM7 119L8 120H10L9 122H7ZM192 121H194V123L196 122V121H198V120H200L201 118H199L198 120L194 117V118H190ZM233 119V118H232ZM238 119V118H237ZM236 118H235V120H234V128L233 127H231V128H227V133H216V131L218 130L217 128H219V127H217V128H214L212 131L213 132H209V133H211V135L209 134H207V135H201L200 134V132L198 131V130H200V129H197V131L199 132H195L194 130L195 129H193V130H185V129H187V128H185V129H183V128H181L180 127V122L177 120V119H175V118H167V116H165V117H163V118H161L160 120L158 119L157 120V122H158V125L157 126H159V127H161L162 129H163V131H164V129H165V133H167V134H173L174 135V138H175V136H181V135H184L185 133L187 134V137L188 136H190V137H197V138H199L198 139V141H202V142H205V143H210V142H216V140H217V142H223V143H227V141L226 142H224L226 139H230V138H233V136L232 135H230V134H228V132H237L238 131V128L239 127H241V121H239V120H237ZM244 119V118H243ZM97 120H98V118H97ZM201 121V120H200ZM232 121V120H231ZM243 121V120H242ZM262 121V120H261ZM203 122V121H202ZM259 122V121H258ZM21 123V122H20ZM130 123V122H129ZM182 123V122H181ZM183 123H185V121L183 122ZM190 123V122H189ZM189 123H187V124H189ZM192 123V122H191ZM200 123V122H199ZM245 123V122H244ZM264 123V122H263ZM24 124V123H23ZM23 124H17V127H23L22 125ZM128 124V123H127ZM122 125V124H121ZM126 125V124H125ZM130 125V124H129ZM183 125V124H182ZM190 125H192V124H190ZM197 125V124H196ZM233 125V124H232ZM128 125H126V126H124V127H127ZM188 126V125H187ZM257 126V125H256ZM10 127V126H9ZM16 127V126H15ZM66 127V128H65ZM123 127V126H122ZM130 127V126H129ZM213 127H214V125H213ZM264 127V126H263ZM11 128V127H10ZM121 128V127H120ZM197 128V127H196ZM207 128H208V125H207ZM211 128H212V126H211ZM261 128H262V126H261ZM260 128V129H261ZM72 129V128H71ZM133 129V130H134ZM160 129V128H159ZM162 129H160L161 131H162ZM206 129V128H205ZM240 129V128H239ZM68 130V129H67ZM126 130V129H125ZM129 130V129H128ZM207 130V129H206ZM205 130V131H206ZM21 131V130H20ZM109 131V130H108ZM131 131H132V128H131ZM157 131H158V128H157ZM202 131L204 132V128L202 129ZM209 131V130H208ZM70 132V131H69ZM82 132V131H81ZM148 132V131H147ZM74 133V132H73ZM129 133H131V134H135V135H139L138 137H136V138H134V137H130V136H128V134ZM161 133V132H160ZM207 133V132H206ZM238 133V132H237ZM27 134V133H26ZM29 134V133H28ZM43 134H45V135H43ZM181 134V135H180ZM72 135V134H71ZM32 136V135H31ZM41 136H43L42 138H41ZM109 136V135H108ZM45 137V138H44ZM68 137V136H67ZM183 137V136H182ZM214 137H217L218 139H214ZM260 137V136H259ZM259 137H257V138H259ZM189 138V137H188ZM246 138V137H245ZM251 138V137H250ZM256 138V137H255ZM248 139V140H241L240 141V145H238V146H235V145H232V147H233V149L234 150H231V152L233 151V153L232 154H234L235 156H238V157H241V158H245V159H247V161H250V159H252V157H254L255 158V160H256V158H258L259 160L260 159H264V139ZM263 138V137H262ZM55 139V140H56ZM65 139V138H64ZM177 139V138H176ZM185 139V138H184ZM191 139V138H190ZM196 139V138H195ZM50 140V139H49ZM62 140V139H61ZM137 140V141H138ZM169 140V139H168ZM181 140V139H180ZM188 140V139H187ZM45 141H47V140H45ZM52 142H53V140H51ZM65 141V140H64ZM196 141V140H195ZM231 141V140H230ZM63 142V141H62ZM175 142V141H174ZM176 142H178V141H176ZM176 142L173 144L174 146H175V144H176ZM187 142V141H186ZM238 142V141H237ZM30 143H32V145L30 144ZM85 143V142H84ZM90 143V142H89ZM88 143V144H89ZM87 144V143H86ZM87 144V145H88ZM172 144V143H171ZM204 144V143H203ZM230 144V143H229ZM34 145H39V146H41V149L40 148H38V147H35V149L37 148V149H40V153H39V155L38 154H35V151H33L34 149H32L31 148V146L33 147ZM85 145V144H84ZM136 145V144H135ZM139 145H136V146H139ZM165 145V144H164ZM177 145H179V144H177ZM208 145V144H207ZM62 146V145H61ZM93 146V145H92ZM142 146V147H143ZM203 146V145H202ZM97 147V146H96ZM101 147V146H100ZM99 147V148H100ZM141 147V146H140ZM163 147V146H162ZM161 147V148H162ZM165 147V149H166V147H167V145L166 146H164ZM229 147H231L230 145H229ZM74 148V147H73ZM80 148V147H79ZM95 148V147H94ZM133 148V147H132ZM136 148V147H135ZM139 148V147H138ZM158 148H160V147H158ZM158 148L156 149L155 148V150H157V152H160V149H159V151H158ZM173 148V147H172ZM176 148V147H175ZM220 148V147H219ZM222 148V147H221ZM224 148V147H223ZM29 149H32L31 151L29 150ZM47 149H49V151L47 152L48 154H41V153H43V152H41V151H47ZM77 149V148H76ZM83 149V148H82ZM116 149V150H117ZM169 149H171L170 147H169ZM81 150V149H80ZM92 150H94V149H92ZM131 150V149H130ZM134 150V149H133ZM212 150V149H211ZM220 150H224V149H220ZM228 150V149H227ZM78 151V150H77ZM84 151V150H83ZM172 151V150H171ZM170 151V152H171ZM174 151H176V149L174 150ZM173 151V152H174ZM177 151H179L178 149H177ZM217 151V150H216ZM225 151V150H224ZM82 152V151H81ZM89 152V151H88ZM87 152V153H88ZM118 152V151H117ZM128 152V151H127ZM132 152V151H131ZM134 152V151H133ZM163 152H164V149H163ZM168 152H169V150H168ZM180 152H181V150H180ZM219 152V151H218ZM235 152V153H234ZM45 153V152H44ZM49 153H51V155L53 156H55V158L53 157V159H51V157L49 156L50 154ZM118 153H120V152H118ZM130 153V151L128 152V154ZM165 153V152H164ZM187 153V152H186ZM198 153V152H197ZM220 153V152H219ZM65 154V155H64ZM121 154V153H120ZM131 154V153H130ZM173 155L175 154V153H172ZM178 154V153H177ZM216 154V153H215ZM214 154V152H213V154H211V155H215ZM222 154V151H221V153L219 154V158H217V159H219L218 160V162H217V164H214L215 166H216V170L217 171H219V172H226V170H228L229 169V163L232 161V160H226L227 159V157H224V156H222L221 155ZM225 154V153H224ZM228 154H229V152H228ZM42 155H45V156H42ZM111 155V154H110ZM123 155H125L124 153H123ZM158 155V154H157ZM166 155V154H165ZM176 155V154H175ZM174 155V156H175ZM182 155H184V154H182ZM218 155V154H217ZM227 155V154H226ZM71 156V155H70ZM87 156V155H86ZM120 156V155H119ZM122 156V155H121ZM168 156V155H167ZM169 156H171V155H169ZM180 156V155H179ZM228 156V155H227ZM234 156V157H235ZM60 157V158H59ZM100 157V156H99ZM105 157V156H104ZM146 157V156H145ZM156 157V158H155ZM154 158H155V161L156 162H158V163H161V162H167L168 161V157L167 158H165L164 157V154H163V156L161 157L160 155H158V156H155ZM173 157V156H172ZM183 156H181V158H182ZM194 157V156H193ZM198 157V156H197ZM215 157V156H214ZM251 157V158H250ZM65 158V157H64ZM71 158V157H70ZM73 158V157H72ZM102 158V157H101ZM111 158V157H110ZM184 158V159H183ZM182 159H180L181 161H180V163L178 164V166L180 167V169H181V171H183L182 169L183 168H185L188 164H189V161H190V163L192 162V167L194 166V168H197V169H200V167H202L203 165H201L200 166V160L199 161H197L196 159H191V158H189V159H187L186 157H183ZM199 158V157H198ZM204 158V160H205V157H203ZM203 158H201V159H203ZM208 158V157H207ZM230 158H231V154H230ZM107 160H108V158H106ZM115 159V158H114ZM123 159H124V157H123ZM146 159V158H145ZM174 159H178V158H174ZM209 159V158H208ZM211 159V158H210ZM212 159H213V157H212ZM236 159V158H235ZM234 159V160H235ZM257 159V160H258ZM104 159H102V161H103ZM110 160V159H109ZM112 160H113V158H112ZM118 160V159H117ZM171 160V159H170ZM189 160V161H188ZM207 160V159H206ZM226 160V162H224ZM238 160V159H237ZM243 160V159H242ZM62 161H65V160H62ZM68 161V160H67ZM66 161V162H67ZM78 161V162H77ZM152 161H153V159H152ZM172 161V160H171ZM170 161V162H171ZM176 161V160H175ZM202 161V160H201ZM210 161H213V160H210ZM216 161V160H215ZM252 161V160H251ZM13 162H20V163H23L24 162V165H27L28 166V171L30 172V173H32V174H28V175H25V173L24 172H22V169H21V171L20 172H22V173H20L19 171H15L14 169H13V167H15L14 165H13ZM71 162V161H70ZM109 162V161H108ZM112 162V161H111ZM125 162V161H124ZM123 162V163H124ZM128 162V161H127ZM169 161L167 162V164H169L170 163ZM206 162H208V164H209V161H206ZM239 162V161H238ZM257 162H259V161H257ZM69 163V162H68ZM91 163V162H90ZM173 163V162H172ZM172 163H171V166H172ZM178 163V162H177ZM176 162L174 163V164H177ZM97 164V163H96ZM120 164V163H119ZM162 164H164V163H162ZM167 164H165L166 165V167H167ZM173 164V165H174ZM208 164H206V165H208ZM241 164V163H240ZM254 164V163H253ZM16 165V164H15ZM154 165V164H153ZM153 165L150 167L149 165V168H151L152 169V167H153ZM157 165V164H156ZM164 165V166H165ZM191 164H189V167H191L190 166ZM205 165V164H204ZM234 165H236V164H234ZM238 165H239V163H238ZM242 165V164H241ZM255 165V164H254ZM253 165V166H254ZM257 165H259V164H257ZM27 166H25V167H27ZM128 166V165H127ZM157 166H159V165H157ZM170 165H168V167H169ZM210 166V165H209ZM252 165H250V163L248 162H246V164L245 165H243V166H238L239 168H238V171L236 170V172H237V174H234V176L235 175H237L236 177L237 178H239V179H242V180H244V181H248V182H259L261 185L262 184H264V175L263 176H261V175H259L260 173H256V171L257 170H254V168H255V166L253 167ZM21 167V166H20ZM61 167V166H60ZM135 167V166H134ZM162 167V166H161ZM175 167V166H174ZM177 167V166H176ZM175 167V168H176ZM188 167V166H187ZM186 167V168H187ZM188 167V168H189ZM191 167V168H192ZM257 167V166H256ZM96 168V169H97ZM146 168H147V166H146ZM160 168V167H159ZM178 168V167H177ZM185 168V169H186ZM204 168H206V167H204ZM204 168L202 169V171L204 170ZM211 168H213V164H212V167ZM260 168V167H259ZM40 169V168H39ZM38 169V170H39ZM44 169V168H43ZM97 169V170H98ZM105 169H100V170H105ZM163 169V168H162ZM161 169V170H162ZM165 169V168H164ZM163 169V170H164ZM190 169V168H189ZM193 169V168H192ZM191 169V170H192ZM24 171H25V169H23ZM155 170V169H154ZM157 170V169H156ZM163 170L161 171V176L163 175V174H165V173H167V172H165V173H163ZM167 170H169V169H167L166 168V170L165 171H167ZM172 170V169H171ZM188 170V169H187ZM231 170V169H230ZM229 170V171H230ZM234 170V169H233ZM259 170V169H258ZM99 171V170H98ZM150 171V170H149ZM158 171V170H157ZM179 171V170H178ZM177 171V172H178ZM195 171V170H194ZM202 171H199V172H201L202 173ZM205 171V170H204ZM28 172V173H29ZM53 172V171H52ZM151 172V171H150ZM173 172V171H172ZM193 172V171H192ZM199 172H197V173H199ZM218 172V173H219ZM228 172V171H227ZM235 172V171H234ZM258 172H260V171H258ZM42 173V172H41ZM44 173V172H43ZM102 172H100V174H101ZM158 173H160L159 171H158ZM174 173V172H173ZM179 173H180V171H179ZM185 173V172H184ZM196 173V172H195ZM230 173V172H229ZM41 176H40V175ZM100 174H98V175H93L92 176V179H90L91 181H89V180H87V181H89V182H91L90 184L92 185V188H93V184L95 185L94 187H96V182H99V181H104V180H106L107 179V177H105V176H107V174L105 175V176H102V175H100ZM109 174V173H108ZM157 174V173H156ZM168 174H169V172H168ZM167 174V175H168ZM204 174V173H203ZM208 174H209V172H208ZM213 174V173H212ZM211 174V175H212ZM264 174V173H263ZM110 175V174H109ZM112 175V174H111ZM116 175V176H117ZM135 175H138L139 177H138V181H134V176ZM166 175V174H165ZM176 175V173H174V176ZM196 175V174H195ZM219 175H220V173H219ZM56 176V175H55ZM153 176H155V175H153ZM164 176V175H163ZM169 176V175H168ZM167 176V177H168ZM180 176V175H179ZM209 176V175H208ZM221 176V175H220ZM219 176V177H220ZM224 176V175H223ZM58 177H59V175H58ZM109 177V176H108ZM118 177V178H119ZM165 178H166V176H164ZM204 177H205V174H204ZM206 177H207V175H206ZM214 177V176H213ZM212 177V178H213ZM218 177V176H217ZM229 177V176H228ZM227 177V178H228ZM57 178V177H56ZM133 178V179H132ZM156 178V179H155ZM155 178H153V179H155V181L159 178V176H157L156 175V177ZM198 178H199V176H198ZM225 179V177H220V179ZM226 178V179H227ZM230 178H232V177H230ZM230 178H228V179H230ZM167 179V178H166ZM204 179V178H203ZM226 179L224 180V181H226ZM233 179H235V177L234 178H232L231 179V181H233ZM162 180H164V179H161V181ZM177 180H179V179H177ZM177 180H175V179H173V181H168V180H165L164 182L165 183H167V185L166 186H173V189L172 190H177V192H175V193H173V192H170L169 190H167L164 186H161L160 184H157L156 182H154V183H156V185L154 184V186H151L150 185V187L153 189V191H152V195H151V197L153 196V198H155L156 200H159V203H160V201H165V200H168V199H166L167 197L168 198H171V199H177V200H179V202H180V204L182 203V206H184L185 204L183 203V201H184V198L187 200V201H189L190 202V205L187 207V209H188V211H185V210H182V209H180V213L181 212H183L184 211V216H186V217H193V216H196V215H199L200 213H198V212H200L199 210H200V204L201 203H197V204H195L194 202H193V199H195V198H198L200 201H201V199L203 198V197H201V195H202V193H203V191L201 192V195H199V187H200V184L197 182V180H195L194 179V181H192L191 180V182L192 183H187L188 184V190L186 191V192H182L181 190L180 191H178V188L176 187L177 185H178V183H176V182H178ZM181 180H182V178H181ZM188 180V179H187ZM218 180V179H217ZM238 180V179H237ZM47 181L48 182H51V181H49L48 179H47ZM84 181H86V180H84ZM182 181H185L184 180V178H183V180ZM189 181V180H188ZM204 181V180H203ZM212 180L210 179V182L209 183H212L211 182ZM215 180H213V183H212V186H217L216 184H218V183H220V181L219 182H217L216 184H215V182H214ZM241 181V180H240ZM57 182V181H56ZM59 182V181H58ZM67 182H66V184H67ZM159 182V181H158ZM163 182V181H162ZM163 182V183H164ZM180 182V181H179ZM201 182V181H200ZM207 182H208V180H207ZM228 182V181H227ZM53 183H55V181L53 182ZM65 183V182H64ZM63 183V184H64ZM88 183V182H87ZM87 183L85 182V184L87 185ZM96 183V184H95ZM100 183V182H99ZM161 183V182H160ZM206 183V182H205ZM232 183V182H231ZM230 183V184H231ZM247 183V182H246ZM62 183H59V185H56V186H58V187H64V185H63ZM67 184V185H68ZM72 184V183H71ZM128 184L126 183V185L128 186ZM133 184L131 185L132 187H133ZM136 184V183H135ZM152 185H153V183H151ZM203 184V183H202ZM207 184V183H206ZM221 184V183H220ZM219 184V185H220ZM248 184V183H247ZM252 184H254V183H252ZM48 185V184H47ZM54 185V184H53ZM70 185V184H69ZM68 185V186H69ZM81 185H82V183H81ZM101 185V184H100ZM125 185V186H126ZM161 187H160V186ZM210 185V184H209ZM208 185V186H209ZM218 185V186H219ZM237 185V184H236ZM241 185V184H240ZM67 186V187H68ZM73 186V185H72ZM76 186V185H75ZM126 186V187H127ZM136 186V185H135ZM134 186V187H135ZM135 187V188H137V189H139V187ZM224 186V185H223ZM258 186V185H257ZM47 187V186H46ZM45 187V188H46ZM48 187H50V184H49V186ZM52 187V186H51ZM62 187V188H63ZM84 187V186H83ZM82 187V188H83ZM89 187V186H88ZM87 187V188H88ZM121 187H123V186H121ZM125 187V188H126ZM132 187H130V188H132ZM134 187H133V189H134ZM219 187H221V188H219ZM219 187H213L214 188V190H216L215 192H217L218 193V195H217V197H227L228 195L230 196L231 195V193L229 192V191H231L232 192V190L231 189H229V187H228V191L226 190H223L222 189V186H219ZM254 187H256V186H254ZM44 188V189H45ZM56 188V187H55ZM84 188H86V187H84ZM97 188V187H96ZM96 188H95V190H96ZM120 188V187H119ZM124 188V187H123ZM129 188V187H128ZM129 188V189H130ZM260 188V187H259ZM6 190L7 192L6 193H2V191L1 190ZM52 189H53V187H52ZM66 189V188H65ZM77 189V188H76ZM97 189H99V188H97ZM225 189V188H224ZM227 189V188H226ZM53 190H56V189H53ZM60 189H58V191H59ZM92 190H94V188L92 189ZM124 190V189H123ZM140 190V189H139ZM247 190V189H246ZM245 190V191H246ZM257 190V189H256ZM50 191H51V189H50ZM62 191V190H61ZM60 191V192H61ZM65 191V190H64ZM64 191H62V192H64ZM125 191H127V190H125ZM129 191H131L132 192V190L130 189ZM201 191V190H200ZM234 191V190H233ZM240 192H241V190H239ZM42 192H45V191H42ZM130 192V193H131ZM134 192H135V189H134ZM206 192V191H205ZM204 192V193H205ZM236 192V191H235ZM244 192V191H243ZM250 192V191H249ZM51 193V192H50ZM56 193H57V191H56ZM69 193V192H68ZM129 193V194H130ZM133 193V192H132ZM207 193V192H206ZM216 193V194H217ZM232 193H234V192H232ZM246 193V192H245ZM248 193V192H247ZM44 194H46V192L44 193ZM188 194L190 195V194H193V197L190 195V196H188ZM213 194V193H212ZM251 194V193H250ZM250 194H249V196H244V194L242 195V194H235L234 193V195H231L232 197L233 196H239L238 198H241L242 199V197H245L244 199H246V198H249V200H247V201H244V202H242V200L241 199H237L238 201L237 202H232V204H234V210L235 211H239V210H243L244 208H247L248 210L246 211V212H244V211H241V213L242 212H244V214H245V218H248L249 216H251V215H253L254 214V212L255 211H253L252 209L250 210V208H252V207H254V205L255 204H251V205H248L247 203H245V202H252V201H255L253 198H251V196H253L254 194L252 193L251 194V196H250ZM258 194V193H257ZM52 196V194H49L48 196H47V198L49 197V196ZM89 195V194H88ZM248 195V194H247ZM44 196V195H43ZM46 196V195H45ZM67 196H69V195H67ZM66 196V197H67ZM145 196H146V198H147V196H149V195H147V194H145ZM199 196L201 197V198H199ZM71 196H69V198H70ZM207 197V196H206ZM215 197H216V195H215ZM44 198V197H43ZM46 198V197H45ZM46 198V199H47ZM54 198H55V196H54ZM61 198V197H60ZM59 198V199H60ZM64 198V197H63ZM117 198V197H116ZM134 198V197H133ZM149 198V197H148ZM228 198V197H227ZM40 199V198H39ZM50 199V198H49ZM67 199H68V197H67ZM71 199V198H70ZM150 199V198H149ZM221 199V198H220ZM226 199V198H225ZM234 199V198H233ZM250 199H253V200H250ZM41 200V199H40ZM40 200H38V201H40ZM43 200V199H42ZM41 200V201H42ZM45 200V199H44ZM52 200H53V198H52ZM52 200H49L50 202L52 201ZM74 199H71V200H69V207H83V206H80V204H78L75 200V202L76 203H74V202H72V203H70V201H73ZM131 201H133L132 200V198L130 199ZM135 200V199H134ZM146 200V199H145ZM176 200V201H177ZM235 200V199H234ZM37 201V200H36ZM65 201H66V199H65ZM84 201V200H83ZM93 201V200H92ZM91 201V202H92ZM142 201V200H141ZM151 201V200H150ZM170 201V200H169ZM195 201V200H194ZM205 201V200H204ZM203 201V202H204ZM263 201V200H262ZM10 202V201H9ZM45 202V201H44ZM63 202H64V200H63ZM81 202V201H80ZM87 202V201H86ZM95 202V201H94ZM98 201H96V203H97ZM115 202H117V201H115ZM121 202V201H120ZM124 202V201H123ZM127 202V201H126ZM143 202V201H142ZM156 202V201H155ZM179 202H176V203H178L179 204ZM196 202V201H195ZM198 202V201H197ZM206 202V201H205ZM209 202H211V201H209ZM231 202V201H230ZM14 203V202H13ZM12 203V204H13ZM33 203H35V201L33 202ZM54 203V202H53ZM53 203L51 204V206L53 205ZM56 203V202H55ZM61 201H60V205H61ZM88 204V206H87V204H85L86 205V209L88 208L89 210H90V208L91 209H93V211H94V209H95V211H94V213L97 211V210H99V211H97L98 213H100V215L101 214H108V213H112V210H122V211H124V214H125V212H127L128 214H126V215H129L130 214V216L134 213V212H137L136 210L138 209V208H141L140 207V205L142 204L143 205V203H139L140 205H137V204H135V203H133V202H127V203H125L124 202V204L122 203V204H117V203H115L116 205H108V204H106V205H102V203H101V205H99L98 203L97 204ZM153 202H151V204H152ZM167 203V202H166ZM175 203V204H176ZM207 203V202H206ZM43 204V203H42ZM63 204V203H62ZM66 204V203H65ZM64 204V205H65ZM84 204V203H83ZM113 204V203H112ZM158 204V203H157ZM168 204V203H167ZM213 204V203H212ZM211 204V205H212ZM215 204V203H214ZM218 204V203H217ZM231 204V203H230ZM16 205V204H15ZM27 205V206H26ZM50 205V204H49ZM55 205V204H54ZM162 205L163 204H159V206H161L162 207ZM223 205V204H222ZM57 206H58V204H57ZM62 206V205H61ZM67 206V205H66ZM66 206H64V207H66ZM144 206H145V204H144ZM147 206V205H146ZM148 206H149V204H148ZM151 206V205H150ZM153 206V205H152ZM163 206H165V204L163 205ZM175 206V205H174ZM174 206H173V208H174ZM256 206V205H255ZM55 207V206H54ZM53 207V208H54ZM166 207V206H165ZM170 207V206H169ZM186 207V206H185ZM220 207V206H219ZM147 208V207H146ZM145 208V209H146ZM167 208V207H166ZM227 208V207H226ZM66 209V208H65ZM70 209V208H69ZM74 209V208H73ZM77 209V208H76ZM85 209V210H86ZM87 209V210H88ZM149 209V208H148ZM153 209V208H152ZM155 209V208H154ZM153 209V210H154ZM170 209V208H169ZM168 209V210H169ZM199 209V210H198ZM233 209H231L233 212H234V210ZM50 210H52V209H50ZM54 210H56L55 208H54ZM79 210H80V208H79ZM85 210H84V212H85ZM86 210V211H87ZM89 210H88V212H89ZM140 210V209H139ZM156 210H157V208H156ZM178 210V209H177ZM230 210V209H229ZM260 210H262V209H260ZM260 210H258V211H260ZM53 211V210H52ZM51 211V212H52ZM67 211H68V207H67ZM77 211H78V209H77ZM210 211V210H209ZM216 211V210H215ZM263 211H264V209H263ZM65 212V211H64ZM92 212V211H91ZM90 212V213H91ZM158 212V211H157ZM170 212V211H169ZM223 212V211H222ZM231 212V211H230ZM115 212H113V214H114ZM119 213H121L120 211H119ZM132 213V214H131ZM166 213V212H165ZM172 213V212H171ZM176 213H177V211H176ZM256 213V212H255ZM61 214H63V213H61ZM70 214V213H69ZM93 214V213H92ZM96 214V213H95ZM116 214L118 215V213L116 212ZM123 214V215H124ZM169 214V213H168ZM168 214H167V217H168ZM173 214H174V212H173ZM182 214V213H181ZM206 214H208V213H206ZM235 214V213H234ZM244 214H240V216L241 215H243L244 216ZM260 214V213H259ZM258 214V215H259ZM35 215H36V213H35ZM98 215V214H97ZM99 215V216H100ZM121 215V214H120ZM151 215H152V212H151ZM172 215V214H171ZM177 215V214H176ZM178 215H179V213H178ZM183 215V214H182ZM212 215V214H211ZM1 216V215H0ZM20 216V215H19ZM27 216V215H26ZM66 216H68V215H66ZM110 216V215H109ZM112 216V215H111ZM174 216V215H173ZM215 216V215H214ZM259 216H262V215H259ZM30 217V216H29ZM134 217V216H133ZM153 217V216H152ZM158 217V216H157ZM170 217H172V216H170ZM177 217H179V216H177ZM197 217V216H196ZM238 217V216H237ZM253 217V216H252ZM251 217V218H252ZM19 218V217H18ZM103 218H105L104 217V215H103ZM194 218V217H193ZM213 218V216L211 217V219ZM215 218V217H214ZM229 218V217H228ZM250 218V217H249ZM262 218L264 219V215L262 216ZM262 218H260V219H262ZM67 219V218H66ZM69 219V218H68ZM175 219V218H174ZM173 219V220H174ZM176 219H178V218H176ZM180 219V218H179ZM216 219V218H215ZM214 219V220H215ZM240 219H242V218H240V217H238V219L237 220H239L240 221ZM244 219V218H243ZM242 219V220H243ZM29 220V219H28ZM64 220V219H63ZM100 220V219H99ZM172 220V221H173ZM213 220V219H212ZM214 220H213V222H214ZM236 219H235V223L236 222H239V221H237ZM245 220V219H244ZM25 221V220H24ZM178 221H180V220H178ZM62 222V221H61ZM116 222V221H115ZM122 222V221H121ZM184 221L182 220V223H183ZM234 222V221H233ZM232 222V223H233ZM241 222V221H240ZM243 222V221H242ZM263 222H264V220H263ZM131 223V222H130ZM150 223V222H149ZM186 223V222H185ZM189 223V222H188ZM191 223H194V222H191ZM30 224V223H29ZM33 224V223H32ZM123 224V223H122ZM148 224V223H147ZM158 224V223H157ZM181 224V223H180ZM190 224V223H189ZM214 225H215V223H213ZM228 224H231V223H229L228 222ZM237 224H240V223H236V224H234V226L235 225H237ZM242 224V223H241ZM245 224V223H244ZM27 225V224H26ZM190 225H192V224H190ZM193 225H197V224H193ZM233 225V224H232ZM231 225V226H232ZM243 225V224H242ZM253 225H254V223H253ZM253 225H252V228H253ZM259 225H262V224H259ZM258 225V226H259ZM148 226V225H147ZM154 226V225H153ZM156 226V225H155ZM161 226V225H160ZM168 226V225H167ZM180 225H178V227H179ZM229 226V225H228ZM231 226H229V227H231ZM245 226H247V225H245ZM244 225H243V227H245ZM249 226V225H248ZM251 226V225H250ZM249 226V227H250ZM161 227H163V226H161ZM169 227V226H168ZM167 227V228H168ZM177 227V228H178ZM205 227H206V225H205ZM211 227V226H210ZM215 227V226H214ZM210 228V229H212L213 230V232L215 233V235H212V236H214V238H215V236L217 237V236H219V237H217L218 239L221 237V239H222V235H225V233L223 234V232H222V235L220 236V234H221V230L219 229V226H218V228ZM217 227V226H216ZM242 227V226H241ZM263 227H264V225H263ZM262 227V228H263ZM9 228H11V226H9ZM14 227H12V229H13ZM20 227H16V230H18ZM24 228H25V226H24ZM33 228V227H32ZM37 228V227H36ZM157 228H160L159 226L157 227ZM157 228H155V229H157ZM174 228V227H173ZM176 228V227H175ZM235 228H236V226H235ZM234 228V229H235ZM246 228V227H245ZM244 228V229H245ZM248 228V227H247ZM250 229V230H253V229ZM262 228H260V229H262ZM0 229L2 230V228L0 227ZM12 229L11 230H2V233H5V234H8V233H10L11 231H12ZM15 229V228H14ZM22 228H20L19 230H21ZM28 229V228H27ZM26 229V230H27ZM38 230H39V228H37ZM36 229V230H37ZM49 229V228H48ZM58 229V228H57ZM104 229V228H103ZM151 229V228H150ZM160 229H162V228H160ZM166 229V228H165ZM179 230H181L180 229V227L178 228ZM195 229V228H194ZM203 229V228H202ZM223 229V228H222ZM225 229H226V227H225ZM229 229V228H228ZM231 229V228H230ZM243 229V230H244ZM22 230H24V229H22ZM35 230V231H36ZM37 230V231H38ZM41 230V231H40ZM38 232H42V230H44V229H40ZM46 230V229H45ZM52 230V229H51ZM50 230V231H51ZM108 230V229H107ZM128 230V229H127ZM176 230V229H175ZM175 230H170V232L171 231H175ZM207 230H208V225H207ZM206 230V231H207ZM212 230H210V231H212ZM262 230H264V229H262ZM261 230V231H262ZM48 231V230H47ZM48 232V233H52V231L51 232ZM55 231V230H54ZM53 231V232H54ZM59 232H60V230H58ZM186 231H187V229H186ZM209 231V230H208ZM209 231V233H211ZM227 231V230H226ZM229 231V230H228ZM233 231V230H232ZM249 231V230H248ZM1 232V231H0ZM15 232V231H14ZM23 232V231H22ZM26 232V231H25ZM29 232V231H28ZM37 232V233H38ZM46 232V231H45ZM45 232H42V234L43 233H45ZM144 232H145V229H144ZM170 232L169 233H167V231H166V234L164 233V231H163V233H162V231L160 232H158L157 230H150V231H147L146 232V234H145V236L147 235V237L149 238V239H151V240H153V243L154 242H158V240H156V239H165L164 237H168V238H170V235L172 234V235H174V233H171L170 234ZM190 232H192V231H190ZM189 231L188 232H185V229L184 230H182V231H180V232H178L177 231V233H176V231H175V233L177 234L176 236H175V238L177 239V249L181 252V253H179L178 255H180V257H179V260L178 261H176V263L177 264H185V263H183L182 261H181V259H183V258H181V254L183 255V256H195V254L196 255H199L200 257H203L204 259H206L207 261H209V260H214V259H216V258H223V259H225V260H227V261H230L229 263L230 264H259V263H261L262 262V260L264 259V252H260L259 250H258V248L255 250V251H257V254H258V256H253V255H250L251 253L249 252H247L246 254H243V253H241V252H239L238 251V249L236 248V247H234V246H232V245H230V246H227V248L225 247L224 248V245H223V243L222 244H220L219 243V240H217V241H215L216 239H214V241L212 240V241H210V242H208V241H205L204 242V239L205 238H203V240H199V239H201L199 236H196V234H195V232H193V233H190ZM233 232H235V231H233ZM240 232V231H239ZM246 232V231H245ZM252 232V231H251ZM251 232H249V233H251ZM255 232V231H254ZM18 233V232H17ZM17 233H13L12 235H16ZM30 233V232H29ZM213 233V234H214ZM229 233V232H228ZM236 233V232H235ZM244 233V232H243ZM243 233H242V235H243ZM247 233V232H246ZM28 234V233H27ZM30 234H32V233H30ZM29 234V235H30ZM47 234V233H46ZM55 234V233H54ZM61 234V233H60ZM252 234V233H251ZM9 235V234H8ZM19 235H20V233H19ZM18 235V236H19ZM33 235V234H32ZM37 234H35V235H33V236H21L22 238H18V239H16V240H18V242L16 243V241L13 239V241H15V244L17 245H19L18 247H21V248H28V250L26 251V253L24 252V251H21L20 249H18V247H16V248H12V246L11 247H9V248H6V247H4L3 245V247L2 248H0V257H2V258H5V259H8V260H11V259H24V260H29V261H32V263L33 264H106V263H103V262H101V263H87V262H89V261H87V262H84L86 259L85 258H88L87 256L88 255H85L86 253H85V251H84V255L82 254V255H80L81 253L80 252H82V247L81 248H78V245L79 244H81V243H78V241H76V239L75 240H73V238L72 239H70V237L69 238H66V237H64V235H63V237L64 238H62V237H60L61 239H59V237L58 238H56L57 236H55V238L56 239H53V247H55L54 249L55 250H57V251H60V252H69L70 250H72L71 252H72V254H75L74 256L73 255H71V257H69V255H68V257L67 256H65V254H61L60 252H57V255H53V256H49V255H43V254H41V253H43V249H45L44 248V245L42 244V245H39L40 244V241H39V238L36 236ZM41 235V234H40ZM50 235V234H49ZM48 235V236H49ZM53 235V234H52ZM51 235V236H52ZM57 235H59L58 233H57ZM62 235H60V236H62ZM78 235V234H77ZM135 235V234H134ZM198 235V234H197ZM231 235V234H230ZM238 235H240V234H238ZM250 235V234H249ZM17 236V237H18ZM76 236V235H75ZM79 236H81V235H79ZM88 236V235H87ZM252 236V235H251ZM256 236V235H255ZM47 237V236H46ZM77 237V236H76ZM75 237V238H76ZM143 237V236H142ZM160 237H162V238H160ZM199 237V239L197 240V238ZM235 237H237V236H235ZM254 237V236H253ZM258 237V236H257ZM3 238H4V235H3ZM5 238H9V237H5ZM12 238H14V237H12ZM49 238H50V236H49ZM172 238H174V237H172ZM239 238V237H238ZM238 238H235V239H238ZM245 238H246V234H245ZM245 238H242L241 237V239H245ZM251 238V237H250ZM44 239H45V235H44ZM43 239V240H44ZM81 239V238H80ZM146 239V238H145ZM208 239V238H207ZM209 239H210V237H209ZM211 239H213V237L211 238ZM223 239H224V237H223ZM222 239V240H223ZM47 239H45V241H46ZM78 240V239H77ZM133 240V239H132ZM134 240H135V238H134ZM171 240V239H170ZM174 240V239H173ZM231 240V239H230ZM247 240H248V237H247ZM246 240V241H247ZM50 241V240H49ZM146 241V240H145ZM175 241V240H174ZM237 241V240H236ZM248 241H250V239L248 240ZM247 241V242H248ZM9 242V241H8ZM42 242V241H41ZM80 242V241H79ZM82 242V241H81ZM84 242V241H83ZM82 242V244L84 245V244H86L87 245V243H83ZM133 242V241H132ZM143 242V241H142ZM171 242H173V241H171ZM222 242V241H221ZM233 242V241H232ZM242 242V241H241ZM244 242V243H243ZM242 243H240V245L241 244H245L246 242H245V240L243 241ZM254 242V241H253ZM264 242V241H263ZM47 244H48V241L46 242ZM45 243V244H46ZM139 243V242H138ZM167 243V242H166ZM225 243H227V242H225ZM231 243V242H230ZM235 244H236V242H234ZM2 244V243H1ZM3 244H4V242H3ZM8 244V243H7ZM12 244V243H11ZM51 244V243H50ZM90 244V243H89ZM232 244V243H231ZM239 244V242H237V245ZM248 244V243H247ZM246 244V245H247ZM134 245V244H133ZM141 245V244H140ZM145 245H147V244H145ZM229 245V244H228ZM237 245H235V246H237ZM248 245H250V244H248ZM46 246V245H45ZM49 246H51V245H49ZM91 246H93V243H92V245ZM132 246V245H131ZM135 246V245H134ZM176 246V245H175ZM225 246H226V244H225ZM252 246V245H251ZM250 246V247H251ZM13 247H15L14 246V244H13ZM48 247V246H47ZM52 247V246H51ZM51 247H49V248H51ZM90 246L88 245V248H89ZM95 247V246H94ZM94 247H93V249L92 248H90V251L91 250H95L94 249ZM99 247H101V246H99ZM238 248H240L239 246H237ZM242 247H244L245 248V246H242ZM83 248H87V247H84L83 246ZM87 248V249H88ZM97 248V247H96ZM124 248V247H123ZM132 248H134V247H132ZM171 248V247H170ZM174 248H176V247H174L173 246V249ZM34 249H37V250H34ZM48 248H46V250H47ZM53 249V248H52ZM81 251H80V250ZM235 249H237V251H235ZM242 248H240V250H241ZM250 250H252L251 248H249ZM51 250V249H50ZM89 250V249H88ZM136 250H137V248H136ZM262 250V249H261ZM264 250V249H263ZM41 251V252H40ZM89 251V252H90ZM96 251H97V249H96ZM133 251V250H132ZM131 251V252H132ZM56 252V251H55ZM40 253V254H39ZM91 253V252H90ZM94 253H95V251H94ZM100 253V252H99ZM98 253V254H99ZM67 254V253H66ZM97 254V252L94 254V255H96ZM97 254V255H98ZM139 255L140 254H142V253H138ZM249 254V255H248ZM257 254H255V255H257ZM96 255V256H97ZM144 255H146V254H144ZM78 256H81V257H79L78 258ZM93 256V255H92ZM85 257V258H84ZM94 257V256H93ZM139 257V256H138ZM74 258H77V259H74ZM89 258H90V256H89ZM88 258V259H89ZM104 258V257H103ZM109 258V257H108ZM141 258V257H140ZM181 258V259H180ZM196 258V257H195ZM1 259V258H0ZM87 259V260H88ZM94 259H97V258H94ZM102 259V258H101ZM106 259V258H105ZM147 260V259H146ZM151 260V259H150ZM192 260V262H194L195 261V264H196V262H200L199 260H194L193 258L191 259ZM190 260V261H191ZM217 260V259H216ZM103 261V260H102ZM109 261V260H108ZM110 261H112V260H110ZM179 261H181V262H179ZM201 261H202V259H201ZM204 261V260H203ZM226 261V262H227ZM95 262V261H94ZM100 262V261H99ZM105 262V261H104ZM106 262H107V259H106ZM112 262H114V261H112ZM149 262V261H148ZM214 262V261H213ZM31 263V264H32ZM117 263V262H116ZM115 263V264H116ZM152 263H154V262H152ZM151 263V264H152ZM175 263V264H176ZM210 263V262H209ZM212 263V262H211ZM27 264V263H26ZM29 264H30V262H29ZM109 264H110V262H109ZM112 264V263H111ZM117 264H119V263H117ZM144 264H145V262H144ZM170 264V263H169ZM188 264V263H187ZM204 264H205V262H204ZM213 264H215V263H213Z\"/></svg>",
    "mask_w": 264,
    "mask_h": 264
}]
</instances>
